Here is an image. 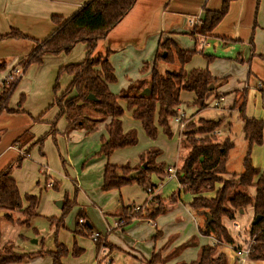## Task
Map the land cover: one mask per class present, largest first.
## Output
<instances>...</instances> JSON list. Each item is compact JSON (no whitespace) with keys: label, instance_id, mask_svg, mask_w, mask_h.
I'll return each mask as SVG.
<instances>
[{"label":"crops","instance_id":"obj_1","mask_svg":"<svg viewBox=\"0 0 264 264\" xmlns=\"http://www.w3.org/2000/svg\"><path fill=\"white\" fill-rule=\"evenodd\" d=\"M86 1L0 0V35H5L12 29H17L26 36L25 38H0V62L4 64L3 71H0V92L8 89V84L2 89V85L6 82L5 78L11 72L20 68L23 60L35 47L36 42L43 40V38L48 37L54 32L58 24H55L51 17L59 16L66 18L76 12ZM222 2L223 0H136L125 16L107 32L104 38L97 41L93 57L107 56L116 78V81L110 84L113 89L116 83L119 82V87L122 90L128 88L131 83L140 86L139 90H144L148 88L149 74L148 71H143L144 73L142 74H139L138 71L142 68H144L143 70H147V67L150 68L155 60L158 62V67L160 64L164 67L170 65V62L156 59V54L162 50L159 45L165 39H168L180 49L194 51L190 60L184 64V69L187 72L194 68H205L215 79V88L213 91L215 99L212 103L214 106L223 108L222 110V108L218 107L221 109V115L232 117L233 113L237 114V119L241 121L243 126L239 109L240 105L244 103V114L246 117H254L264 122V105L261 99V91H264V0H230L227 13L210 32L204 35L193 34V28L189 26L188 20L195 15L202 17L205 10H219ZM38 37H41V39H37ZM203 40L207 42L205 46H201L200 42ZM51 59L53 60L50 63L55 61V65L42 70L39 69L38 71L46 74L47 80L49 79L55 83L59 68L74 62L68 61L69 59L63 62L65 58L63 57L62 60L61 54L44 55L42 62L38 63V68H41L45 61ZM179 67V64L174 65V69ZM70 79L71 77L68 75V79L62 90L69 84ZM192 95L191 100L193 102L195 96L193 93ZM53 101L54 97L45 99L43 102L40 99L39 105L28 109L23 104L19 107V101L16 104L17 106H15V101L9 103L8 99L6 104L7 108L0 111V171L9 163H13L14 161L12 160L22 155L24 156V163L19 172L21 170L31 171L39 165L37 169L38 173L44 175L45 179L44 189L51 186L56 187L57 184L50 178L47 169L41 168V163L34 164V161L26 155L31 148L29 146L36 141L37 136L40 134L43 135V133H49L52 127L51 121L59 111ZM122 101H120V105L125 104L121 103ZM37 117L40 118L38 122L35 120ZM199 119L200 121L211 120L197 114L189 117L183 116L182 122L185 126L187 122H198ZM64 120L68 124L65 117ZM174 121L177 122L175 117ZM107 122L108 120L106 119L97 123L94 129H97L101 124L105 125ZM229 124L231 125V123ZM179 126L182 130L183 127L180 124ZM197 126L199 124L195 128ZM62 128L57 122L55 124L56 132L54 134H48V138L56 139V142L60 144L62 141L60 134ZM122 129L127 131L123 126ZM231 129L230 127L227 130V135L225 134L224 136L225 138L232 139L230 135ZM181 130L179 132L180 145L190 148L186 141V134ZM26 131L31 135V139L22 146L15 144L14 141L16 138ZM105 132L106 135H101L99 147L102 141L108 138L106 128ZM215 133L217 134V131ZM182 136L185 137L182 138ZM48 138L45 142L51 144V140ZM243 139L246 152L247 140L244 137ZM27 150L28 152H26ZM263 152V164L256 165L261 169L264 168ZM256 154L260 156L261 152L254 145L251 155L256 156ZM31 156L36 155H32L31 153ZM98 157L100 159L101 156ZM106 158L107 160H104L102 174L106 163L138 167L142 160L141 157H138L118 164L116 162H110L109 156ZM184 159H182V162ZM155 162L162 161L156 157ZM181 164L168 165L167 168L172 167L177 170ZM142 166H146V163H143ZM167 168L164 170L163 167L162 172L153 173L150 177L154 193L163 201L164 210L162 213L155 216L152 219V223L148 222L146 218H134L126 225L114 229L116 235H110L109 239L107 237L106 244L109 245L110 251L113 252L115 250L126 253V260L128 261L130 259V264H148L152 253L157 251L160 252L161 258H164L159 264L188 263L197 258L202 245L212 243H209L212 235H206L202 231L204 229L203 225L206 214L200 209H194L191 206L193 195L188 192L191 194V198L189 200L185 198L182 193L185 194L187 191L182 189L178 183L177 176L172 177L168 175ZM18 176V171L11 172V177L15 180L20 194L23 195L27 192L20 189L19 182L21 181L18 179ZM47 177L50 178L48 182L46 181ZM40 180L41 178L38 177L36 181V188L39 190H41ZM101 184L102 176L101 183L96 189H102ZM216 185L212 191L208 192L214 194V190L217 188ZM29 192L27 194H35V190L32 187ZM116 192L120 195V198L115 203V206H113L111 213H104L100 209L98 212L102 215L98 217L95 212L97 210V204L95 202L97 197L110 196L111 198ZM208 192H203V195ZM151 196L153 195L149 196L140 186L132 183L120 188L101 190V192H98L97 197H87L90 204L80 202L82 205L77 202L76 207L77 211L81 209L82 214L88 215L89 220H85V222L88 224L89 229L95 228L106 231L108 219L110 220L111 217L125 216L130 212L132 205L147 204ZM186 202L189 204L188 208L185 206ZM106 203L107 201L104 202V204ZM26 205L27 203H23V207ZM189 209L196 211L198 213L197 215L204 216L202 225L197 223L195 216L190 217L191 222L196 223L195 227H186L179 224L178 221L183 216V211L189 213ZM173 210L175 212L173 221L167 222L159 220L160 215ZM50 217L54 218L52 224H55L56 230L65 227L63 222L60 224L56 222L57 216ZM143 222H146L148 225L143 226ZM68 231L69 236L67 240L71 243H64L61 240L58 242L63 243L69 252L72 251L73 242H76L77 247L75 251L77 254L73 258H77L84 250L79 244L89 234L77 235L75 227H71ZM66 258H61L62 264H66ZM35 259L33 260L34 262L39 261V258ZM258 261L259 264H264V259H258Z\"/></svg>","mask_w":264,"mask_h":264},{"label":"trees","instance_id":"obj_2","mask_svg":"<svg viewBox=\"0 0 264 264\" xmlns=\"http://www.w3.org/2000/svg\"><path fill=\"white\" fill-rule=\"evenodd\" d=\"M135 1L87 0L76 12L66 18L52 16V21L58 26L48 37L37 41L31 53L23 60L22 64L25 66L30 62L41 63L44 55L68 53L77 43L85 45V55L82 61L61 66L57 72L53 86V103L59 111L51 121L52 127L49 134L56 132L55 124L62 116L67 120V127H75L79 124L78 122L81 121L82 124L84 120H88L92 126L90 129H94L99 120L107 119L105 128L108 138L102 141L98 153L109 156L116 149L133 145L137 141L134 129L127 131L122 129L121 100L125 101L126 107L131 110L132 117L141 123L146 135L150 138H154L157 133L154 123L155 113L158 115V124L168 135L170 134L169 120L179 115L181 91L194 94L193 104L201 108L206 106V99L214 91L215 79L205 68H194L187 72L184 64L190 60L194 51L180 49L168 39L159 45L162 50L156 54V59L170 63L177 62L180 65L178 70H166L161 73L158 69V62L155 60L149 76L150 93L148 95H141L140 87L132 83L121 94H114L109 90L108 85L115 81L113 67L106 55L95 58L93 52L97 41L104 38L107 32L125 16ZM229 2L230 0H223L219 10H205L200 24L193 28V34L204 35L210 32L227 13ZM3 37L25 38L26 36L19 30L12 29L9 33L0 35V38ZM162 52H165L163 57ZM3 67V62H0V69ZM63 73L70 75L71 79L66 88L58 93L60 90L58 78ZM18 80L11 84L10 90L7 89L0 93V111L7 108L10 92ZM88 94H92L95 100L87 99ZM261 99L264 105V91H261ZM22 101L21 97L18 102L19 107ZM86 105L90 108L88 112L83 113ZM244 108L243 103L239 109L243 122V137L247 140L243 171L239 174H232L229 178L223 177L228 175L226 163L234 142L228 137L218 140L213 134L220 124L219 120H202L205 124L196 128L190 124L185 127L186 141L190 148L176 176L182 189L193 195L191 206L206 214L203 233L213 235L217 240L232 242V236L223 223V219L233 220L237 212L251 206L253 220L256 216H260V219L257 223L252 221L249 226L248 235L253 239L250 258L264 259V168L254 166L251 157L253 146L264 143V122L254 117H246ZM94 116H99V118ZM35 120L38 121L40 118L37 117ZM196 134L200 136L195 138ZM27 136L31 139V135L26 131L17 137L14 143L19 146L26 144ZM43 140L44 137L38 138L33 144L41 143L42 146ZM159 153L160 150L156 148L147 150L141 154L142 160L138 167L106 163L102 174V190L135 183L147 192L150 186L153 187L150 182L151 175L163 171V163L154 160ZM23 157L20 155L16 161L9 163L0 171V212H5L4 216L11 220V212L22 209L25 217L19 223L28 224V219L36 214L35 207L38 204V197L32 194H25L22 197L15 180L11 177L12 168L18 165ZM143 163H146V166H142ZM132 172H137L133 179L129 178ZM216 183H219V186L214 190L213 196L203 195L205 191H212ZM251 187L254 188L253 196L249 194ZM23 199L28 203L24 208H22ZM162 202L161 200L156 207L152 203L143 204L142 209L133 215L153 219L164 210ZM69 209V200H63L62 214L57 219L58 222L63 221ZM207 214L211 217L210 221ZM50 221H54V218ZM82 225L84 227L76 223V233L85 234L84 228L89 226L86 222ZM75 248L76 246L71 251L73 255L77 254ZM44 253L51 256L52 264H62L61 258L69 251L63 243L55 240V249L44 251ZM34 255L35 253H32L30 256L36 257ZM25 257L26 254H18L14 251L12 243H5L0 247V264L21 262ZM161 261L160 253L154 252L148 264H159ZM183 264H226V258L224 254L217 252V246L204 244L200 247L196 259Z\"/></svg>","mask_w":264,"mask_h":264},{"label":"rangeland","instance_id":"obj_3","mask_svg":"<svg viewBox=\"0 0 264 264\" xmlns=\"http://www.w3.org/2000/svg\"><path fill=\"white\" fill-rule=\"evenodd\" d=\"M30 39L33 40L32 38ZM37 39H41V37L40 38L38 37ZM163 53L164 52H162V54ZM84 55H85L84 44L77 43L70 52L61 53V59L63 60L64 57L65 59L63 60V62L69 59L68 61H73L74 63H78L84 59ZM52 60L53 59L45 61L43 63L44 65L41 68H38L39 65L38 63H34V62L28 63L24 69V72H22V76L19 78L18 82L10 92L9 103L15 101L14 105L17 106L16 105L17 102L20 100L21 97H23L24 99L21 103V106L23 104L25 107L29 109L39 105L40 99L41 102H43L45 99L53 98L54 82L50 81L49 79L47 80V75L38 71L39 69L42 70L49 66L55 65L56 64L55 61L53 63H50L52 62ZM173 64L178 65L177 62ZM173 64L170 63V65H168L167 67H164L160 64L158 69L161 73H164L166 70L174 69ZM151 67L150 68L147 67V70H143L144 68H142L140 71H138V73L142 74L144 73L143 71H148V74L150 76ZM178 69L179 68L174 70H178ZM0 71H3V69H1ZM67 79H68V74L66 73H63L62 75L59 76L58 82H59L60 90L58 91V93L62 91L64 85L66 84ZM9 80L10 79H8V81H6L2 85V89H4L5 86H7ZM110 84L108 85L109 90L114 94H121L125 89H127L125 88L124 90H122L121 87H119L120 83L117 82L114 87L115 89L114 90L112 85ZM142 90L143 89L140 90V93ZM214 95H215L214 93L210 94L205 101L206 107L201 108L193 104L191 100V97L193 95L191 92L181 91L178 109L180 112L179 114L184 117H189L191 115L199 114V116H203L206 119L219 120L220 124L218 128L215 130L217 131V134L213 133L215 136H217L216 138L218 140L225 138L224 136L227 133V130L230 127L232 128L230 135L232 141L234 142V145L228 153V160L226 163V171L228 175L223 176L224 178H229L230 175L239 174L243 171V158L246 152L244 147L245 146L244 139L242 136V124L241 121L237 119V114L233 113L232 117H229L228 115L227 116L221 115L220 108L222 107L218 106L220 107L218 108L217 106H214V104L212 103L213 100L215 99ZM121 103H125L124 100ZM121 105L123 107V114L121 116L122 126L125 130L134 129L136 131L137 141L133 145L119 148L116 151L112 152L109 155L110 162H116L118 164L125 163L131 159H136L138 157H141V154L145 153L147 150H150L151 148H156L160 150V153L156 157H158V159L162 161L164 165L163 166L164 170H166L168 165L171 166L174 164L180 165L182 159L186 157L189 147L180 145L179 132L181 128L179 124L174 121V118H171L169 120L170 134L168 135L164 131V129L158 124L157 121L158 115L157 113H155L154 123L157 127V133L154 138H150L146 135L144 129L141 126V123L132 117L131 115L132 113L126 107V104L124 105L121 104ZM89 108L90 106L86 105L83 108V113L88 112ZM94 117L97 119L99 118V116H94ZM57 122L58 125L63 127L62 130L60 131V134L62 136L61 143L60 144L57 143L56 139H52L50 137L48 138V136L46 135L49 133H43V135L40 134L37 137L38 138L44 137L42 146L41 143L32 144L28 154L26 155L34 161V164L41 163V168L47 169L50 178L54 180L57 186L56 187L51 186L44 189L45 179H44V175L38 173L37 169L39 165L33 168V170L31 171L21 170L19 172L20 168L23 166L24 163L22 159L18 165H14V167L12 168V172L16 170L19 173L18 179L21 181L19 182L20 189L27 193H30L29 190L32 187L35 190L34 195L38 197V204L35 207L36 214L28 219V224L19 223V221L24 219L25 217V215L22 212V209L12 211L11 220L6 218L4 215L3 216L0 215V235H1L0 247H2L5 243H12L13 249L16 253L23 255L26 254V257L23 261L6 263V264H52L51 256L47 253H44V251L54 250L55 240L57 241L61 240L64 243L70 242L67 240L69 236L68 230L71 229V227H75L76 223H78L80 227H84V225L79 223V218H83L84 220H89L88 215L82 214L83 212L81 211V209L77 211V207H76L77 202L79 203L84 202L90 204L87 197H93V196L97 197L98 192H101L102 190L96 188L101 183L103 165L104 162L107 160L106 157H108L103 155L102 153H98L100 149L99 140L101 138V135L102 134L106 135L105 125L101 124L100 126H98L97 129L93 130V128L90 129L92 126L90 125L91 122L88 120H84L82 124L81 121L78 122L79 124L75 127H67L64 117L59 118ZM100 122L101 120H99L97 123ZM229 123H231V125ZM188 124H190L191 126H196L199 124L200 126L201 124H205V123L202 120L200 121L199 119L198 122L197 121L187 122V125ZM187 125L185 124V126L181 130L182 132H185V127ZM194 136L195 138H198L199 134ZM183 137L185 136H182V138ZM38 138H36L35 140H37ZM47 138L51 140V144L45 142ZM25 139H27L26 141H29L30 138L27 136V138ZM255 146L260 150L261 154L260 156L259 155L257 156V154L256 156L251 155L253 165L256 166L257 164L260 163L262 165L263 164L262 152H263L264 143L263 145L257 144ZM53 151L55 152V155ZM31 153L32 155H36V156H31ZM98 156H101L100 159H98L99 158ZM12 161H16V159ZM38 177L41 178L39 182L41 185V190L36 188L37 185L36 181ZM50 178L47 177L46 181L47 182L50 181ZM216 184H217L216 186L218 187L219 183ZM150 188L153 191L152 194L153 196H151L149 203H152V205L156 207L158 206L161 200L154 193V188L152 186H150ZM27 193H24L21 196L23 197ZM182 194L188 200L191 198L190 196L191 194L188 192ZM249 194L251 196L254 195L253 187L249 188ZM205 195L207 197H210L213 194L211 192H208L205 193ZM119 198L120 195L117 192L111 198L110 196L97 197L95 201L97 204L96 206L97 210L95 211L96 215L98 217L102 215L101 213L98 212V210L100 209L104 213L106 212L111 213L113 206H115V203L118 201ZM66 199H68L70 202V209L63 217L62 222L65 225V227L56 230L55 224H52V222L50 221V219L52 218L50 216L55 215L57 216L56 217L57 219L61 217L62 208L58 203L61 202L62 205L63 200ZM105 201H107L106 204H104ZM23 203L25 204L27 202L23 199L22 208H24ZM185 206L186 208H188L189 204L186 202ZM140 209H142V207ZM189 211H188L189 213H187V211L186 212L183 211L182 215L185 218L183 219L182 216L180 218V221H178L179 224L186 227H191V226L195 227L196 223L191 222L192 220L190 219L191 216H195L197 219V223L202 225L204 216L197 215L198 213H196V211H194L193 209H189ZM137 217L138 216H136V218ZM174 217H175V212L173 210L171 212H166L160 215L159 220L170 222L174 220ZM113 218L114 217H111L110 220L108 219L109 226L112 225L111 220H113ZM252 221H253V210L251 206H247L245 210H243L242 212L240 211L237 212L233 220H228L226 218L223 219V223L225 224L230 235L232 236L233 239L232 242H227L225 240H217L213 235L211 236L212 238L209 241V243L212 242L211 245L217 246L218 253L224 254L226 258V264H233L235 263V260L231 259L230 261V259L227 258V255L224 251L225 247H228V249L231 251L230 253L234 255V250H231L230 248L232 246L235 247L236 245H240L243 242H246V238H248V234H249V231L247 230L249 229V226ZM56 222H58V220H56ZM60 223L61 222H58V224ZM143 223H144L142 224L143 226L148 225L146 222ZM235 224L238 225V228H235ZM84 230L85 233L89 234V236L84 237L82 242L79 244L81 247L84 248V250L77 258H73V256L75 255L69 252L66 256H64L67 257L66 264H105L103 261L98 259L104 254L108 256L111 260L113 259V262H111L112 264H130V259H128V261L126 260L127 257L126 253L118 252L115 250L111 252L109 245L106 244L107 237L109 239L110 235H116L115 230H111L110 232L107 233L103 229L84 228ZM95 231L100 232L102 237L105 233L107 234L105 239L106 247L104 254L100 250L101 243L94 242L90 237V233ZM76 234L85 235L80 233H76ZM7 240L9 241L7 242ZM213 242L215 243L213 244ZM74 246L77 247L76 242H73V247ZM32 253H35L34 256L36 257H31L30 255H32ZM41 253L43 254L41 255ZM230 256L231 255H228V257ZM35 258H39L38 259L39 261L34 262L33 260ZM161 259L162 261L164 260V258ZM141 264H147V263H141ZM246 264H259V261L258 259H251Z\"/></svg>","mask_w":264,"mask_h":264},{"label":"built area","instance_id":"obj_4","mask_svg":"<svg viewBox=\"0 0 264 264\" xmlns=\"http://www.w3.org/2000/svg\"><path fill=\"white\" fill-rule=\"evenodd\" d=\"M201 22V16L200 15H195L192 16L189 20H188V24L190 27L194 28L197 24H200ZM201 43V46H205L207 44L206 40H203ZM25 64L21 65V68H18L16 70H14L13 72H11L6 78L5 81L9 80V85H8V89L10 90L11 88V84L18 80L21 76H22V72H24L25 69ZM182 115H178L177 117H175V120L181 125V127H184V123L182 122ZM167 172L169 176L172 177H176L177 174V170L175 168L172 167H168L167 168ZM147 193L150 195L153 194V191L151 190V188L149 187L147 189ZM151 198V197H150ZM142 207V205H134L130 212L126 215V216H119L113 219L112 221V225L106 228V233L110 232L111 230L120 228L124 225H126L130 220L136 218L135 215H132L134 212H137L138 210H140V208ZM148 222H153L152 219L147 218L146 219ZM85 222V220L83 218H79V223L83 224ZM235 228H238V225L235 224ZM104 234L103 237L101 236V233L98 231L95 232H91L90 237L94 242H99L101 243L100 245V250L101 252L104 254L105 251V239H106V235ZM216 242V240H215ZM213 242V244L215 243ZM253 243V239H251L248 235V238H246V242H243L240 245H236L235 247H231V250H234V255H232L230 252V250L228 249V247H225V253L227 255V258L230 259H234L235 263L233 264H246L247 262H249V260H251L250 258V253H251V244ZM107 249V248H106ZM228 255H231L230 257H228ZM99 260L103 261L105 264H111L112 260L106 256L105 254L103 256H101L100 258H98Z\"/></svg>","mask_w":264,"mask_h":264},{"label":"water","instance_id":"obj_5","mask_svg":"<svg viewBox=\"0 0 264 264\" xmlns=\"http://www.w3.org/2000/svg\"><path fill=\"white\" fill-rule=\"evenodd\" d=\"M162 56H165V52L162 54ZM150 93V90L148 88L144 89L142 92H141V95H148ZM87 99L89 100H95V97L92 95V94H88L87 95ZM80 103V102H79ZM136 174L137 172H132L130 175H129V178L133 179L136 177ZM60 206H61V202L58 203ZM240 212H242V210H240ZM5 212H0V215H4ZM208 216V220L210 221L211 220V217L209 214H207ZM260 219V216H256L253 220V223H257V221Z\"/></svg>","mask_w":264,"mask_h":264}]
</instances>
